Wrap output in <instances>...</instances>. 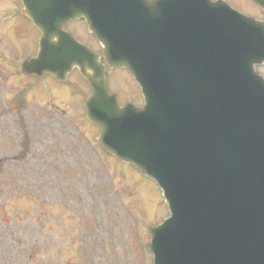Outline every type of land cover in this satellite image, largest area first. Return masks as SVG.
Wrapping results in <instances>:
<instances>
[{
	"label": "water",
	"instance_id": "95a60500",
	"mask_svg": "<svg viewBox=\"0 0 264 264\" xmlns=\"http://www.w3.org/2000/svg\"><path fill=\"white\" fill-rule=\"evenodd\" d=\"M22 3L41 31L23 72L65 81L77 68L102 145L163 189L154 264H264V22L212 0ZM77 17L101 52L62 29ZM102 60L136 77L144 107H120Z\"/></svg>",
	"mask_w": 264,
	"mask_h": 264
},
{
	"label": "rangeland",
	"instance_id": "374dc122",
	"mask_svg": "<svg viewBox=\"0 0 264 264\" xmlns=\"http://www.w3.org/2000/svg\"><path fill=\"white\" fill-rule=\"evenodd\" d=\"M20 7L0 0V264H152L149 228L169 214L160 188L95 141L77 72L65 85L21 72L37 43ZM109 77L122 102H140L126 71Z\"/></svg>",
	"mask_w": 264,
	"mask_h": 264
},
{
	"label": "flooded vegetation",
	"instance_id": "af4514ba",
	"mask_svg": "<svg viewBox=\"0 0 264 264\" xmlns=\"http://www.w3.org/2000/svg\"><path fill=\"white\" fill-rule=\"evenodd\" d=\"M256 8H257V7H256ZM256 12H257V14L263 15V14L261 13V10H259V9H256ZM253 14H255V13H253ZM255 15H256V14H255ZM81 24L85 26V23H84L83 21H72L68 26L70 27V26L72 25L73 28L76 30V29H81ZM33 28H34V30H35L37 36H38V35H39L38 31L36 30L35 27H33ZM67 29H69V28L67 27ZM93 42L96 44L95 39L93 40Z\"/></svg>",
	"mask_w": 264,
	"mask_h": 264
}]
</instances>
